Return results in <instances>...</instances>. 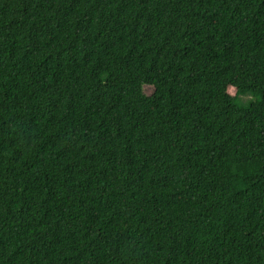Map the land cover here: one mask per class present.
<instances>
[{
    "label": "trees",
    "instance_id": "16d2710c",
    "mask_svg": "<svg viewBox=\"0 0 264 264\" xmlns=\"http://www.w3.org/2000/svg\"><path fill=\"white\" fill-rule=\"evenodd\" d=\"M0 264H264V0H0Z\"/></svg>",
    "mask_w": 264,
    "mask_h": 264
},
{
    "label": "rangeland",
    "instance_id": "374dc122",
    "mask_svg": "<svg viewBox=\"0 0 264 264\" xmlns=\"http://www.w3.org/2000/svg\"><path fill=\"white\" fill-rule=\"evenodd\" d=\"M143 90L146 94H150L152 92V87L151 86H148V85H144L143 86ZM249 97V95H246L243 98V100L247 99Z\"/></svg>",
    "mask_w": 264,
    "mask_h": 264
}]
</instances>
